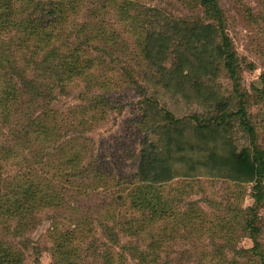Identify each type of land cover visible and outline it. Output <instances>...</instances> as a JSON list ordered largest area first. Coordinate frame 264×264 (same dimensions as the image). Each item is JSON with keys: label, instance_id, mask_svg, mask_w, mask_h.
Segmentation results:
<instances>
[{"label": "rangeland", "instance_id": "rangeland-1", "mask_svg": "<svg viewBox=\"0 0 264 264\" xmlns=\"http://www.w3.org/2000/svg\"><path fill=\"white\" fill-rule=\"evenodd\" d=\"M44 1L0 26L11 262L264 264V176L244 181L229 162L243 150L264 160V0H215L221 26L196 0H70L42 13ZM40 17L38 32L24 29ZM224 36L237 80L218 54ZM42 122L45 141L33 133ZM30 183L29 211L13 209L15 185Z\"/></svg>", "mask_w": 264, "mask_h": 264}, {"label": "trees", "instance_id": "trees-1", "mask_svg": "<svg viewBox=\"0 0 264 264\" xmlns=\"http://www.w3.org/2000/svg\"><path fill=\"white\" fill-rule=\"evenodd\" d=\"M196 1L204 9L205 14L210 19H213L216 23L218 22L219 23L218 25L220 26L222 25L220 23L222 18L218 14L217 7L215 6L216 3L215 0H196ZM31 3L33 4V0H0V26L3 27L9 24H14L13 16H12L13 9L17 8L18 5L26 6V5H30ZM69 5H71L70 0H46L43 3H41L40 10L42 13L51 10L62 11L67 9ZM40 19L41 17L36 18V20L26 19L25 21L22 22V24L24 25V29L29 30L31 34L38 32V27L36 26L37 25L36 22L39 21ZM39 29L42 30L40 26ZM45 35L46 34L44 31V36ZM227 42L228 40L224 36L222 46L218 48V54L220 55V57L222 56L223 68L228 72V74L233 80H237V73H236L237 66L234 63L235 62L234 54L228 49ZM259 95L264 103V76L261 81V89L259 90ZM7 96H9V93H7V91H4L0 94L1 106L4 100H6L5 98H7ZM235 114L241 118V125L244 126V129L248 130L252 135L251 128L249 127V123L246 118L247 116L246 111L242 103L239 104ZM51 128L52 127L49 125L48 122L40 123L37 128L38 130H33V133L35 134V138L36 139L41 138L42 141H45L46 133H48L51 130ZM229 162L236 171V173L238 174L239 178L244 181L260 182L264 176L263 157L262 155L259 157H255L253 151L251 154H249L248 151L246 150H243L239 153L235 152L231 154ZM33 185L34 184L30 183L23 189L21 186L15 185V189L19 191L8 196V199L10 201V206L13 207V209L15 210L22 209L24 211H29L31 207V203H33L35 197V192L37 190L36 189L37 187L35 188L34 187L35 185L34 186ZM17 193H21L19 197L16 196ZM50 197L51 196L47 194L45 198L48 199ZM13 255H14L13 253H10V247L5 246L0 242V264H13L11 262V260L15 259ZM58 264H66V260L60 259L58 261ZM68 264H73V263L70 262Z\"/></svg>", "mask_w": 264, "mask_h": 264}]
</instances>
